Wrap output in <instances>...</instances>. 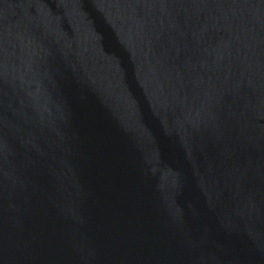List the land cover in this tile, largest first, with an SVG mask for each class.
I'll return each mask as SVG.
<instances>
[{
	"label": "water",
	"instance_id": "water-1",
	"mask_svg": "<svg viewBox=\"0 0 264 264\" xmlns=\"http://www.w3.org/2000/svg\"><path fill=\"white\" fill-rule=\"evenodd\" d=\"M0 264H264V0H0Z\"/></svg>",
	"mask_w": 264,
	"mask_h": 264
}]
</instances>
